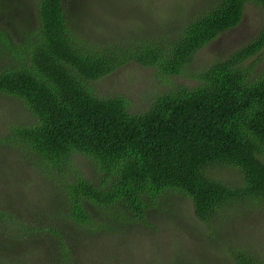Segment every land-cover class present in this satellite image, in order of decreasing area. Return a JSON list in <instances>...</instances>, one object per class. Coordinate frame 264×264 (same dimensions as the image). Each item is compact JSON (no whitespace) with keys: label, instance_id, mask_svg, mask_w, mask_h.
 <instances>
[{"label":"trees","instance_id":"16d2710c","mask_svg":"<svg viewBox=\"0 0 264 264\" xmlns=\"http://www.w3.org/2000/svg\"><path fill=\"white\" fill-rule=\"evenodd\" d=\"M24 2L11 11L8 0H0V14L24 12ZM248 4L263 12L261 28L227 59L192 73L195 87L167 91L142 113L131 112L122 96L103 98L91 90L90 82L129 62L181 76L201 49L241 24ZM33 5L35 25L30 31L21 28L23 48L6 55L22 66L0 72V93L20 99L30 113L25 124L8 125L0 141L13 140L32 153L30 163L40 162L36 169L45 172L44 181L56 182L64 194L68 213L56 217L68 223L77 245L61 253V264H76L78 246L88 245L86 235L108 239L105 219L114 221L125 209L145 221L149 201L160 208L171 192L189 198L205 222L227 204L264 201V68L246 64L264 51V0H217L212 10L177 29L153 31L132 47L119 41L106 48L76 38L79 16L69 18L66 0H33ZM2 33L0 39L11 45ZM75 155L95 166L98 182L76 170ZM216 164L240 170L243 183L230 186L210 178L206 172ZM0 189V262L16 242L23 241L22 249L32 254L47 251L45 240L27 237L53 228L25 225L6 213L12 195ZM55 232L60 244H69ZM236 263L259 264L243 253Z\"/></svg>","mask_w":264,"mask_h":264},{"label":"rangeland","instance_id":"374dc122","mask_svg":"<svg viewBox=\"0 0 264 264\" xmlns=\"http://www.w3.org/2000/svg\"><path fill=\"white\" fill-rule=\"evenodd\" d=\"M24 1V12L10 16L9 13L0 14V30L5 32L6 37L3 33L2 36L11 44L7 46L0 39V72L22 66L16 65L14 61L17 60L6 55L9 49L23 48L26 38L21 28L30 31L31 25H35L33 0ZM102 1L66 0L69 18L79 16L77 20L80 22L73 27L76 38L97 48L116 45L119 41L132 47L137 41L143 42L145 35L153 31L165 34L179 28V23L185 24L206 14L217 0H107L111 5H103ZM8 2L11 11L20 8L21 0ZM25 14L27 17L23 18ZM262 23L261 9L248 4L241 24L201 49L193 65L181 76H163L154 68L129 62L111 75L90 82L89 86L99 97L122 96L128 99L130 111L142 113L155 98L167 91L180 86L195 87L198 82L192 73H200L230 57L240 46L249 43ZM168 25L173 28H166ZM246 64L263 69L264 51ZM29 113L23 101L0 93V137L7 135L10 125L25 124ZM2 144L5 142L0 141V188L12 195L6 213H11L14 218L18 215L19 221L25 225L52 227L53 231H45L44 235L31 231L29 236L36 234L27 237L30 242L38 237L45 240L49 244L47 251L40 248L38 254H32V249H22L23 241L16 242L10 245L15 246L10 252L5 251L0 264H61V253L65 249L69 251L70 244L77 245L73 230L65 228L68 223L56 217V212L61 215L68 213L64 194L56 182L44 181L45 172L36 169L40 163L37 158L33 162L36 165L30 163L35 158L32 153L16 146L13 140ZM74 157L76 170L98 182L99 174L95 166L83 156ZM206 173L210 178L230 186L243 183V175L235 167L216 164L209 167ZM2 193L0 189V199ZM166 195L160 208L159 203L149 201L145 221L125 209L117 212L114 221L105 219L109 230L104 233L108 239L103 238L105 235H90L85 231L89 235L83 239L88 245L78 246L74 255L76 264H237L236 255L239 253L264 264V201L227 204L205 222L196 217L189 198L174 192ZM55 230L62 232L64 241L70 240L69 244H60ZM101 240L105 243H97ZM37 246L41 243L38 242Z\"/></svg>","mask_w":264,"mask_h":264}]
</instances>
